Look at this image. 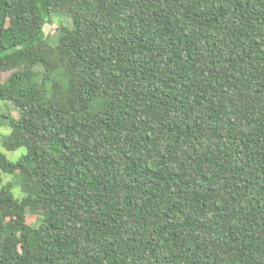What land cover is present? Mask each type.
Instances as JSON below:
<instances>
[{
    "label": "trees",
    "instance_id": "obj_1",
    "mask_svg": "<svg viewBox=\"0 0 264 264\" xmlns=\"http://www.w3.org/2000/svg\"><path fill=\"white\" fill-rule=\"evenodd\" d=\"M0 100V264H264V0H0Z\"/></svg>",
    "mask_w": 264,
    "mask_h": 264
},
{
    "label": "rangeland",
    "instance_id": "obj_2",
    "mask_svg": "<svg viewBox=\"0 0 264 264\" xmlns=\"http://www.w3.org/2000/svg\"><path fill=\"white\" fill-rule=\"evenodd\" d=\"M63 22L64 25L67 26H72V19L69 15L66 13H57L55 15L53 23L48 24L45 29L47 30V33L51 35V37H54L56 39L59 38L60 36V31H58V26ZM24 67H18L16 69H12L10 71L3 72V79H6L7 76L14 70H22ZM34 69L38 71H44L45 68L44 66L39 63L36 64ZM3 114H10L13 117L19 118L22 114V111L20 107H18L15 103L12 101H3L0 100V152H3L7 155V157L12 160V161H17L19 160L24 154L28 152L27 148L25 146L20 147L15 150H8L4 146V141L6 139V135L10 131L9 127V119ZM10 180H16L20 181L21 180V175H11L8 173L3 172L0 169V186L3 184L7 183ZM13 194L16 198H22L23 197V192L19 186L13 188ZM27 221L29 224L36 225L39 222V216L37 214H28L27 216Z\"/></svg>",
    "mask_w": 264,
    "mask_h": 264
}]
</instances>
